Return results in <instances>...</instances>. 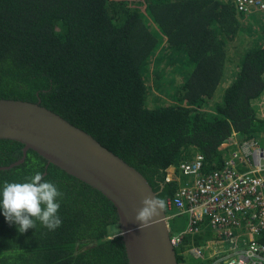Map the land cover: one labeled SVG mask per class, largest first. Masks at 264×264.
I'll return each mask as SVG.
<instances>
[{"label":"trees","instance_id":"16d2710c","mask_svg":"<svg viewBox=\"0 0 264 264\" xmlns=\"http://www.w3.org/2000/svg\"><path fill=\"white\" fill-rule=\"evenodd\" d=\"M235 2L0 0V98L40 101L137 168L167 204L175 187L166 170L173 164L200 152L211 171L236 151L222 148L234 139L256 138L264 146L257 106L264 94V11L247 15V23H261L260 38L247 45L228 82L233 61L227 46L247 29ZM158 50L163 57L176 54L173 63L189 68H182L179 102L151 107L146 72ZM23 148L0 139V167L20 160ZM46 166L30 150L23 163L0 171V185L40 173L63 193V223L50 231L37 221L36 230L19 233L0 214V264H129L114 203L63 169ZM199 227L176 246L179 264L211 263L187 253L215 241L207 222Z\"/></svg>","mask_w":264,"mask_h":264},{"label":"water","instance_id":"95a60500","mask_svg":"<svg viewBox=\"0 0 264 264\" xmlns=\"http://www.w3.org/2000/svg\"><path fill=\"white\" fill-rule=\"evenodd\" d=\"M0 139L24 144L70 175L101 191L116 206L129 264H179L167 208L147 223L135 221L147 198L158 197L148 179L134 166L41 102L0 98ZM122 233V234H121Z\"/></svg>","mask_w":264,"mask_h":264},{"label":"built area","instance_id":"2783aa9c","mask_svg":"<svg viewBox=\"0 0 264 264\" xmlns=\"http://www.w3.org/2000/svg\"><path fill=\"white\" fill-rule=\"evenodd\" d=\"M242 15L264 11V0H236ZM232 156L221 167L205 171V157L196 152L166 170V180L175 187L167 200L168 221L189 217L184 229L172 236L175 246L185 234L200 231L207 222L215 241L187 251L210 264H264V146L256 138L234 139ZM234 150V149H232Z\"/></svg>","mask_w":264,"mask_h":264},{"label":"clouds","instance_id":"9594fccd","mask_svg":"<svg viewBox=\"0 0 264 264\" xmlns=\"http://www.w3.org/2000/svg\"><path fill=\"white\" fill-rule=\"evenodd\" d=\"M62 199L58 186L37 172L25 182L0 185V214L7 222L15 224L19 233L29 228L36 230L37 221L51 231L63 223L59 214ZM143 204L135 217L140 225L158 216L166 207V201L157 197L147 198Z\"/></svg>","mask_w":264,"mask_h":264},{"label":"rangeland","instance_id":"374dc122","mask_svg":"<svg viewBox=\"0 0 264 264\" xmlns=\"http://www.w3.org/2000/svg\"><path fill=\"white\" fill-rule=\"evenodd\" d=\"M141 9L145 15V19H147L149 22H152L149 18V13L145 9L144 3L141 5ZM237 14L241 15V19L244 20V23H246L247 29L243 28V32L239 34V36L227 46L228 57L233 61V63H229L226 68L228 82L231 81L234 77L237 70V64H239L244 51L248 47L247 45L253 44L254 40L260 38L258 34V28L261 32V23H258L256 19H251V22L253 24L251 25V23H247L248 21H245V19L248 17L247 15H242L238 12ZM157 35L160 36L159 40L163 38L162 42H165L166 38H164V34L162 32L158 31ZM160 45L163 48V45ZM160 53V50L157 51V55L156 53H154L155 56L151 58L152 62L149 61L148 70L146 72L147 78L151 81L152 86V90L148 95V106L151 107L179 102L176 99V96L178 95V83H182L185 74V71H182V68L185 67L183 66L184 63H173L174 56L176 54H173V56L168 55L166 57H163V55H160ZM221 92L222 91H219V96L221 95ZM257 106L259 108L260 116L264 118V94L262 98L257 102ZM169 222H171L170 224L172 225V227L174 228L173 230L176 233L181 229V226L179 224L183 226H186L188 224L189 217H177L169 220Z\"/></svg>","mask_w":264,"mask_h":264},{"label":"crops","instance_id":"0c3cea01","mask_svg":"<svg viewBox=\"0 0 264 264\" xmlns=\"http://www.w3.org/2000/svg\"><path fill=\"white\" fill-rule=\"evenodd\" d=\"M185 69H188L189 67H184ZM186 71V70H185Z\"/></svg>","mask_w":264,"mask_h":264}]
</instances>
